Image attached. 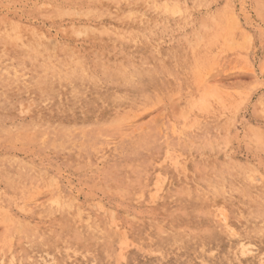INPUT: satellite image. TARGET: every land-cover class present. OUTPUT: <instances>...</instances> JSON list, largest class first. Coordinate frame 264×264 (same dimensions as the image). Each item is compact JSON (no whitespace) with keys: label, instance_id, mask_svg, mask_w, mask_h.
I'll list each match as a JSON object with an SVG mask.
<instances>
[{"label":"rangeland","instance_id":"obj_1","mask_svg":"<svg viewBox=\"0 0 264 264\" xmlns=\"http://www.w3.org/2000/svg\"><path fill=\"white\" fill-rule=\"evenodd\" d=\"M0 264H264V0H0Z\"/></svg>","mask_w":264,"mask_h":264},{"label":"bare ground","instance_id":"obj_2","mask_svg":"<svg viewBox=\"0 0 264 264\" xmlns=\"http://www.w3.org/2000/svg\"><path fill=\"white\" fill-rule=\"evenodd\" d=\"M150 12V11H149Z\"/></svg>","mask_w":264,"mask_h":264}]
</instances>
